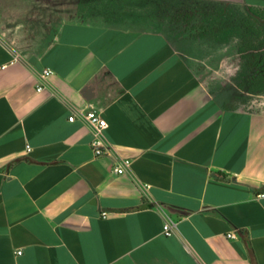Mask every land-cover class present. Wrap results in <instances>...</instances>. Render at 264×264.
<instances>
[{
    "label": "crops",
    "instance_id": "crops-1",
    "mask_svg": "<svg viewBox=\"0 0 264 264\" xmlns=\"http://www.w3.org/2000/svg\"><path fill=\"white\" fill-rule=\"evenodd\" d=\"M96 1L0 0V264H264V102L199 79L147 24L165 0Z\"/></svg>",
    "mask_w": 264,
    "mask_h": 264
},
{
    "label": "trees",
    "instance_id": "trees-1",
    "mask_svg": "<svg viewBox=\"0 0 264 264\" xmlns=\"http://www.w3.org/2000/svg\"><path fill=\"white\" fill-rule=\"evenodd\" d=\"M168 26L181 20L200 16L199 36L216 44H225L236 38L239 41L240 66L232 81L238 89L227 97L233 103L246 104L250 97L264 95V9L234 6L197 5L183 0H165L154 11ZM185 18V19H184ZM169 36L170 31L166 32ZM230 86H223L228 91Z\"/></svg>",
    "mask_w": 264,
    "mask_h": 264
},
{
    "label": "rangeland",
    "instance_id": "rangeland-1",
    "mask_svg": "<svg viewBox=\"0 0 264 264\" xmlns=\"http://www.w3.org/2000/svg\"><path fill=\"white\" fill-rule=\"evenodd\" d=\"M94 3L97 4V1ZM243 9L244 8H238L239 11H243ZM198 14L197 16L190 18V20L184 18L185 20H181L179 23L176 22L171 26H168V24H170L169 22L165 23L158 19L150 20L148 17L149 20L147 24L149 26L158 27L165 32L170 31L171 33L169 34V37H171L172 43L175 47L180 48L183 51L201 81L207 82V84L211 86H220L221 83L226 84L225 86H230V89L225 92V96L227 97L230 93L238 89L236 84L232 81L233 77L231 76L239 69L240 60L239 55L235 56L236 52L228 58H225V56L228 55L234 44H236L235 51L237 50L238 52L239 41L238 39L233 38V40H229L232 41V45L229 46L216 44L202 39H199V41L195 43V41L191 40V37L200 32L198 24L201 23V20ZM194 44H199V46H201L200 49H194L192 47ZM224 59L225 62L222 63ZM218 70L223 71L220 72L219 75L214 74L213 71ZM250 101L253 108L263 106L261 102H264V95L250 97Z\"/></svg>",
    "mask_w": 264,
    "mask_h": 264
},
{
    "label": "built area",
    "instance_id": "built-area-1",
    "mask_svg": "<svg viewBox=\"0 0 264 264\" xmlns=\"http://www.w3.org/2000/svg\"><path fill=\"white\" fill-rule=\"evenodd\" d=\"M52 74V71L50 69H45L42 71V73L40 74V78L41 79H46L48 76H50ZM43 89L42 86H38L37 87V91H41ZM75 116L71 115L68 118L69 122L74 121ZM81 122H83L84 124H86L89 128V131L92 135V140L90 143V146L92 148L93 151V155L95 157H100L104 154H106V146L104 144L103 138H102V131L107 127L106 121L100 116V114L95 111V110H89L87 112H84L81 115L80 118ZM27 150H29V148H27ZM130 165V160L128 159H123L121 161V164L119 166H117L114 169V172L116 174H122L125 172V169L127 167H129ZM147 187V186H145ZM263 194L258 195V197H263ZM102 217H107L108 213L103 212L101 214ZM174 227H175V223L172 221H167L163 224L162 226V232L165 236H171L174 233ZM227 237L230 239H233L235 237V235L233 233H228ZM21 252L18 251L17 254H20Z\"/></svg>",
    "mask_w": 264,
    "mask_h": 264
}]
</instances>
